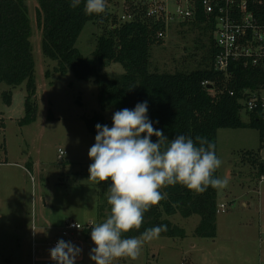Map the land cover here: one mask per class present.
Instances as JSON below:
<instances>
[{"label":"rangeland","instance_id":"rangeland-1","mask_svg":"<svg viewBox=\"0 0 264 264\" xmlns=\"http://www.w3.org/2000/svg\"><path fill=\"white\" fill-rule=\"evenodd\" d=\"M38 1H31L30 10L38 102L33 122L20 123L25 116L26 83L18 87L0 84V264H48L34 258L50 255L49 243L55 240L69 241L61 235L68 219L91 225L84 230H90L87 236L82 232V264H94L89 258L95 247L91 227L110 214L106 191L111 181L98 184L88 179L92 163L88 150L96 134L89 131L86 119L99 112L110 120L115 109H101L94 79L85 81L72 71L65 75L54 71L58 62L42 51ZM110 5L112 12L120 13L116 3ZM102 32L98 23L85 25L76 42L85 57H92ZM209 48V37L201 27L175 21L164 43L152 47L151 69L191 71L202 65ZM124 72L119 63L104 69L109 75ZM4 91L12 92L10 103ZM241 117L249 123L246 113L241 112ZM217 138V156L222 160L217 177L228 181L226 187L217 189V236L194 235L199 215H165L184 228L187 236H159L144 243L136 260L119 258L113 264H264V182L251 161H242L245 151L259 148V130L220 128ZM60 150L65 152L62 157ZM43 224H48L47 244L41 247Z\"/></svg>","mask_w":264,"mask_h":264},{"label":"trees","instance_id":"trees-1","mask_svg":"<svg viewBox=\"0 0 264 264\" xmlns=\"http://www.w3.org/2000/svg\"><path fill=\"white\" fill-rule=\"evenodd\" d=\"M109 3L107 1L106 13L86 15L83 11L84 0L75 9L70 6L71 0L38 1L42 51L46 57L58 62L54 71L63 75L72 71L80 80L94 79L102 110L114 108L115 113L124 108L134 109L137 103L147 101L149 119L154 128L162 130L168 139L177 135L203 136L215 144L216 155L220 128L251 127L259 130V148L245 151L242 161H251L260 178L264 174V163L260 161L258 150L264 138V116L250 114L249 123H245L241 117L239 99L244 88L254 89L264 82L263 69L233 63L227 76L215 70L217 49L212 35L214 20L198 3L195 18L182 22L197 25L208 35L210 48L207 58L201 66L191 71L152 70L151 50L154 45L164 43V40L156 37L163 24L154 23L146 16V11L141 10L134 11L135 21L120 22ZM90 21L98 23L103 32L97 37L92 57H85L76 47V42ZM31 37V18L26 1L0 0V84L18 87L26 83L25 116L20 120L23 125L36 119L38 109ZM112 63L121 64L125 72L121 75L105 74L104 69ZM205 82L208 83L204 85ZM231 91H234V95L230 94ZM11 94V91L2 93L9 103ZM86 122L89 131L94 134L97 123L112 126V118L107 120L99 112ZM151 139L156 142L157 138L152 136ZM214 175L217 177L218 169ZM161 191L167 193V199L151 206L144 213L141 228L124 234L126 238L139 237L146 229L160 225H167V231L159 236L184 238L187 236L186 230L165 216L176 214L183 218L199 215L200 222L194 235L202 238L217 236V189L209 187L204 193L196 194L176 184ZM84 232L87 236L90 230Z\"/></svg>","mask_w":264,"mask_h":264},{"label":"clouds","instance_id":"clouds-1","mask_svg":"<svg viewBox=\"0 0 264 264\" xmlns=\"http://www.w3.org/2000/svg\"><path fill=\"white\" fill-rule=\"evenodd\" d=\"M81 2L71 0L70 6L75 9ZM83 11L86 15L104 14L107 0H84ZM147 113L148 103L144 101L134 109L116 111L111 127L95 125V143L88 150L92 161L88 179L98 184L110 180L111 184L106 191L110 214L91 227L95 247L89 258L94 264H113L119 258L136 260L145 242L167 231V225H160L146 229L139 237L124 235L139 230L144 213L167 199L161 189L181 184L202 194L209 187L221 189L228 184L227 179L214 175L222 164L214 143L199 135H177L170 140L154 128ZM73 226L80 228L77 223ZM81 252V248L63 239L49 249L55 264H76Z\"/></svg>","mask_w":264,"mask_h":264},{"label":"built area","instance_id":"built-area-1","mask_svg":"<svg viewBox=\"0 0 264 264\" xmlns=\"http://www.w3.org/2000/svg\"><path fill=\"white\" fill-rule=\"evenodd\" d=\"M118 5L120 22H133L134 11H146L154 23L163 24L157 32V39L164 40L172 23L195 18L201 4L205 13L214 20L213 39L217 54L214 68L230 73L233 63L244 67L261 68L264 71V0H107ZM208 82H205L206 85ZM234 95V91H231ZM241 112L247 115L258 113L264 116V82L257 88H244L239 99ZM65 154L59 151V157ZM259 158L264 163V138ZM264 182V174L259 178ZM225 206L221 205L223 209ZM220 209H218V212ZM78 224L80 228L73 225ZM91 225L66 220L61 235L74 245L80 244L79 236ZM58 240L53 241V247ZM66 241V240H65ZM67 242V241H66Z\"/></svg>","mask_w":264,"mask_h":264},{"label":"crops","instance_id":"crops-1","mask_svg":"<svg viewBox=\"0 0 264 264\" xmlns=\"http://www.w3.org/2000/svg\"><path fill=\"white\" fill-rule=\"evenodd\" d=\"M26 1V4H27V6H28V8H29V11L31 10V4H32V0H25ZM1 161V160H0ZM1 163V162H0ZM5 163H7L8 165H9V162L6 160L5 161ZM261 200V199H260ZM261 203V206H263V203L262 202H260ZM47 223V222H46ZM64 224H65V221H64ZM62 225V224H61ZM47 226H48V224H43V226H41L42 227V229H41V236H42V239H41V242H40V246L41 247H43V246H46V244H47V242H45V239L47 238L46 237V234H45V229L47 228ZM81 237H82V234H81V236H79V239H80V244H76V246H78L79 248H81L82 249V251H83V239H81ZM50 244V246L51 247H53V242L52 243H49ZM42 249V248H41ZM84 258H85V256H84V254L81 252V254H80V256H78L77 257V259H76V264H82V262L84 261ZM34 260H35V262H37V263H48V264H55V261H53L52 259H51V257H50V255H43V256H36L35 258H34Z\"/></svg>","mask_w":264,"mask_h":264}]
</instances>
